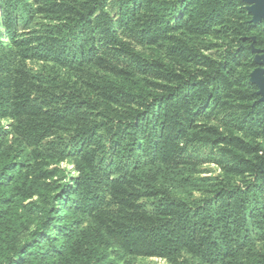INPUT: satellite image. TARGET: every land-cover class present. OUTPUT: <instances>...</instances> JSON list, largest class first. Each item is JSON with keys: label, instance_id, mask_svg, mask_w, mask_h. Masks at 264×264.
<instances>
[{"label": "trees", "instance_id": "obj_1", "mask_svg": "<svg viewBox=\"0 0 264 264\" xmlns=\"http://www.w3.org/2000/svg\"><path fill=\"white\" fill-rule=\"evenodd\" d=\"M245 6L0 0V264H264Z\"/></svg>", "mask_w": 264, "mask_h": 264}, {"label": "water", "instance_id": "obj_2", "mask_svg": "<svg viewBox=\"0 0 264 264\" xmlns=\"http://www.w3.org/2000/svg\"><path fill=\"white\" fill-rule=\"evenodd\" d=\"M246 4V11L251 15L252 22H264V0H241ZM254 62L257 65L249 75V82L258 89L257 95L264 102V50H253Z\"/></svg>", "mask_w": 264, "mask_h": 264}, {"label": "rangeland", "instance_id": "obj_3", "mask_svg": "<svg viewBox=\"0 0 264 264\" xmlns=\"http://www.w3.org/2000/svg\"><path fill=\"white\" fill-rule=\"evenodd\" d=\"M26 67L32 72H36L41 69V66L37 64H33V63H27ZM6 123L8 122L5 120H0V126H4ZM60 167L61 169H67V171L72 172V166L69 165L68 163H62ZM213 172H214L213 168H208V171H205V173H203L201 177L210 176V174ZM71 175H73V172L71 173ZM110 258L116 264H168L165 260H162V259L132 258L128 256H120L119 254L112 252V251L110 253Z\"/></svg>", "mask_w": 264, "mask_h": 264}]
</instances>
